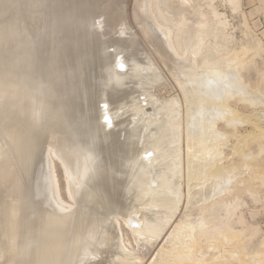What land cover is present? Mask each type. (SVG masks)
I'll return each instance as SVG.
<instances>
[{
    "label": "bare ground",
    "instance_id": "6f19581e",
    "mask_svg": "<svg viewBox=\"0 0 264 264\" xmlns=\"http://www.w3.org/2000/svg\"><path fill=\"white\" fill-rule=\"evenodd\" d=\"M40 1L43 2L0 0L1 15L10 8L15 14L8 29L7 23L4 28V23L1 24L0 29L5 30L0 32L5 31L4 35L8 32L7 37L14 31L17 34L10 44L11 51L6 48L10 51L9 66L3 65L7 55L3 59L4 52L0 55L3 65L0 67V264H136L135 255L122 243L119 218L138 234L150 237L161 232L164 222H168L167 216L175 211L173 206L182 203L181 197L185 196V205L194 204L214 196L221 183H227L213 174L220 169L223 156L215 124L230 114L226 98L242 92L236 65L235 71L232 67L206 69L213 60L206 56L210 54L209 29L203 11L196 12L195 26L191 27L194 32L183 31L186 22H182L178 33L173 34L167 23L156 21L149 0L136 3L142 14L136 13L134 18L155 51L153 55L157 57H153L150 51L146 54L148 48L139 56L137 51L143 45L126 22L120 27L110 24L112 17L107 12L104 24L91 20L95 16L88 0H63L60 5L56 0L52 10L58 8L63 13L54 12L56 17L52 19L51 12V23L37 27L29 20L33 22L29 26L20 24L19 4L31 9ZM228 1L238 4V0ZM98 2L103 7L108 4L107 0ZM168 5L164 7L170 8ZM25 6L22 9L29 12ZM10 11L6 15H11ZM211 12L220 16L215 10ZM218 23L223 27L226 24L223 20ZM3 37L0 36L1 40ZM7 37L5 40L9 41ZM8 41L0 46H7ZM181 55H185L183 62L176 58ZM171 57L180 62L178 66L175 60L178 67L173 68L175 62L171 61V68L166 69L179 84L183 107L179 113L173 110L172 98H158L150 89H144L148 81L158 79L156 61L160 58L165 62ZM197 58L204 60L199 64ZM144 70L147 76L142 73ZM142 89L152 106L147 108L152 109L150 113L142 111L145 108L142 103L145 98H140ZM135 94L138 96L134 99ZM258 97L263 104L264 97L261 94ZM180 130L182 138L177 137ZM180 142L185 148L183 158ZM54 158L60 161L68 201L59 192ZM220 200L209 204L206 210L234 209L235 200L229 203L227 199ZM221 218L216 220L215 214L212 215L211 231H233ZM188 219L190 222L191 218ZM203 226L197 228L199 232L208 227ZM183 231H174V238H167L165 245L182 244L183 235H187Z\"/></svg>",
    "mask_w": 264,
    "mask_h": 264
},
{
    "label": "rangeland",
    "instance_id": "374dc122",
    "mask_svg": "<svg viewBox=\"0 0 264 264\" xmlns=\"http://www.w3.org/2000/svg\"><path fill=\"white\" fill-rule=\"evenodd\" d=\"M58 1H59L58 2L59 5H60V3H62L61 1H63V0H58ZM88 1H89V3L87 5L91 9L90 10L91 13L95 16V17L91 18V20H96V22L101 21L104 24L105 17L108 16L104 12H107L108 14H111L110 16L112 17V18H109V20H111L110 24H116V27L117 26L120 27V25L123 23V21L126 22L128 24L130 32L133 31V33L138 36V37L136 36V38H138L137 40H139L143 45V46H141L143 48V50L141 48V51H137V52H140L139 56L144 55L145 54L144 52H146L145 49H147V48L148 49H147L146 54H148V52L150 51L151 54L150 53L149 54L151 56H153V57L156 56V55H153L155 53V51L153 50L154 51V53H153V51L150 48L151 46H150L148 40H146V38L144 37V35L142 34V32L140 30V27H139L140 22L138 23L137 19L134 18L135 17L134 14L137 13L136 15H138V13H140V11L138 12L136 9V6H137L136 3L141 2L140 0H131V1L130 0H124L125 2H123V0H121V1H119V0H107L108 4L104 5V7L106 6L107 9H105L102 5H99V2H98L99 0H88ZM165 1L166 0H149L150 9H151L156 21L159 23H162V24L167 23L171 27L173 34L178 33V29L181 28L179 25L182 22H184V23L186 22V24L183 28V31H185V29L186 30L190 29V30H193L192 32H194V29H191V27L194 28V26H195V24H193V21L195 20V18L198 17L197 13L203 11V13H205L207 15L206 17H208V18H207V25L206 26L209 29V35L207 37V40H208V44L210 45V48H209L210 54L206 55V56H210V58H211V60H213V62L207 63V64H209V65H207L209 67L206 66V69L209 68L208 70H214V69L217 70L219 68L221 69V68H228V67H229L228 69H230L231 67L233 69L234 65H236L234 67V69L236 71L234 69L233 70L235 72H237V76L239 75V77H240V80H241L240 86L242 87L243 93L238 92V94L237 93H235L233 95L230 94V96H228L226 98L225 104L228 102L226 104V106L229 108V111H230V114H228L229 117H228V115H226V117H225V118H227L226 120H225V118H220V119H218V121L215 124V126L217 127L215 129H218V131L217 130L216 131L220 134V137H221V138L219 137V139H218L219 140L218 144L221 143L220 147H221V145H223L221 147L222 149L221 148L220 149H221V154H223L224 157L222 156V159L220 158L221 160L219 161V163L221 162L220 163L221 167L217 171V173L219 172L218 173L219 175H217V173H213V174L214 175L216 174L215 176H220L223 179V181L227 182V183H224V184L221 183V186L217 190L218 192L214 196L212 195L209 198L203 199L206 202H204L203 200H198V201H196V203L195 202H194V204L192 203L193 205L192 204L185 205V202H183V201H185V196H183L184 199L181 197L180 201L182 203H178L179 206L178 205L173 206V207H175L174 208L175 211H172V213L167 216L168 222H167V220H166V222H164V224H163L164 226L162 227L161 232L151 235L152 237L151 236L149 237V234L148 235L146 234L147 236L145 234L142 235V233L138 234L136 231H134L130 227H128L124 223V221H122L119 218V231H120V234L122 237V243L126 248H128V250L132 254L135 255L134 261L136 264H220V263L221 264H232V263L233 264H264V148H263L264 147V145H263L264 144V103L262 104L258 100L259 97L257 98V96H260V94H261V96L264 97V18H262V16H260V14L254 12V11H248L247 12V10L242 8L241 0H238L237 5L231 4V2H229L228 0H183V1L182 0L181 1L180 0H173V1L167 0L166 2ZM109 2L111 3V6L109 5L110 4ZM179 2H181V3H179ZM55 3H56V0H48V1L43 0V2L40 1V3L39 2L35 3L34 4L35 6H32V4H31V6L33 7V8L30 7L31 9H29L28 6H25L26 4H23V5L19 4L20 8L18 10H21V12L20 11L18 12V13H20V15L18 14L20 16V18H19L20 24H21V22L24 25L27 23L26 26H29V24L31 25V23L34 22V23H36V25L38 24L37 25V27H38L39 25L41 26V25L49 23L48 21H50V17L51 18L53 17L52 19H54L56 17L55 14L57 12H59V11L62 12V10H60V9L57 10L58 8H55L54 11L52 10V9H54L53 6ZM117 3H118V5H117ZM169 3L172 4L171 7H173V9L170 7V5H168ZM66 4H68V3L66 2ZM123 4H124V6H123ZM166 4L170 8H168L166 6L167 9H165L166 7H164V6ZM27 5H29V3ZM120 5L123 7H121ZM23 6L27 7L29 12L32 10L31 11L32 13L30 12L31 13L30 14L25 8L22 9ZM100 6H102V8ZM116 6H117V9H116ZM177 6H178V8H177ZM182 7H184V8H182ZM203 7H205V8H203ZM169 9H171V10L169 11ZM10 10H11V8L9 10L6 9V12H8ZM212 10H215L220 16L216 17L214 14H212V12H211ZM37 11H39V12H37ZM164 11H165V13H164ZM4 12L2 13V15L0 13V15H1L0 16V28H1V24L4 23L3 24V28H4V25L7 23L6 24L7 27L6 26L5 27H6V29H8V27H9L8 25H11L9 23L13 22V21H11V18H12V20H14V17H11V16L15 15V14L12 13L13 12L12 10L10 11L11 15L8 14L9 12L7 13V15H9V16H7L6 12L5 13ZM51 12L53 13L52 16L50 15ZM54 12H55V14H54ZM121 12L124 14L123 18L120 16V15H122ZM132 12H133V14H132ZM28 13H29L30 17L28 16ZM140 14H142V13H140ZM49 15H50V17H49ZM54 15H55V17H54ZM96 15H98L99 17ZM59 17H61V16H59ZM16 18L18 19L17 14L15 16V19ZM41 18H43V20H42L43 23L41 21ZM52 19H51V21H52ZM58 19H61V18H58ZM119 19H121V20H119ZM190 19H191V21H190ZM216 19L218 21L219 20L225 21L226 22L225 26L223 27L222 23L220 25V23H218V21ZM19 20L16 21V23L19 22ZM29 20L33 21V22L30 23ZM116 20H119V21L116 22ZM188 20L190 21V23H188L189 22ZM51 21H50V23H51ZM134 24L136 26H134ZM12 27L10 26V28H12ZM195 28H196L195 31H197V27H195ZM2 30H5V29H2ZM9 30H11V29H9ZM11 31H9V32H11ZM4 33H5V31H4ZM4 33L1 34V32H0V34H1L0 36L1 37L4 36L2 38L3 40H5L7 35H8L7 34L8 32H6V35H4ZM12 33H9V34H11V36H8L9 41H10V43H8V45H10L13 42V37L16 34L15 31ZM141 35H143V36H141ZM211 37L213 39H211ZM0 40H1V38H0ZM3 40H1V43L3 42ZM7 41L5 40V42H7ZM5 42H3L2 44L6 45L7 43H5ZM5 45H4V47H2L3 45L0 46V51H1L0 55L2 56L3 52L5 54L4 56H2V59L7 54L10 55L9 52L11 51V48H12V45H10V47L8 45L7 46H5ZM214 45L216 48L215 49L211 48V46H214ZM6 48L9 49L10 51L7 50ZM5 49L7 50V52L4 51ZM139 50H140V48H139ZM9 55H7L4 59L5 60L4 64H3L4 66L10 65V64L8 65ZM181 56H177V57L175 56V57L178 58V60L180 59L179 60L180 62H183L185 55L182 56L183 59L180 58ZM171 58H172V60H170V58L168 60H165V62H167V63H165L163 59L157 58L158 60L156 61V63L162 64V62H163L164 65L157 64L158 65V69H157V73H158L157 78L158 79L157 80L154 78L153 74H150V72H149V74L151 76H153L154 79H153V81L152 80L148 81L149 83L148 82L147 83L149 85L147 84L146 85L147 88L145 86L144 89L145 90L150 89L152 94L156 95V97H158V98H160V97L172 98V100L175 102L173 110H175V112H177L179 110L177 112V113H179V112H182L181 109L183 108L182 102L179 99L180 98L179 84L174 79V77L169 73V71L166 70V69L171 68V65H170V63L172 64L171 61H173V62H175V60L177 61L176 58L174 60H173L174 57H171ZM218 59L222 63H220V61ZM229 59H230V61H228ZM231 59H232V61H231ZM197 60L199 61V64H200V61H203L204 58H201V60H200V58H197ZM180 62L177 61L178 66H179ZM177 63L176 62L173 63L172 67L173 68L178 67ZM211 64H213V65H211ZM3 65L0 64V67ZM173 65H176V67ZM216 65H217V67H216ZM223 65H224V67H223ZM169 66H170V68H169ZM212 66H214V67L210 68ZM142 73L146 75L147 71L144 70ZM150 75L148 77H150ZM155 81H156L157 85H156ZM153 83H155V84H153ZM142 91L140 93L141 99L145 98V94H146V91H144L143 89H142ZM239 93H241V94H239ZM244 93L250 94V96L248 97V95H246V94H245L246 95L245 96ZM255 94H259V95H255ZM135 96H138V95L135 94L132 97L134 98ZM172 96H174V97H172ZM133 98H131V100H133ZM243 98H245L246 101ZM254 98L257 99V101ZM131 100H129V101L132 102ZM177 100L179 103L177 102ZM249 100H251L252 103H250ZM142 101H143L142 103H144L143 106H145V108H143L142 111L144 112V110H146L145 113H150L152 109L148 110L147 108H151L152 106L148 105V101L146 100V98L143 99ZM126 104H128V101H126ZM231 112L233 113L232 115H231ZM180 114L177 118L180 117ZM230 115L232 118L230 117ZM230 118H231V121H228ZM233 118L236 120V121L234 120V122H236V124H233V120H232ZM221 119H224V120H221ZM177 121H178V119H177ZM227 121L229 123H232V124L228 125L229 123H227ZM180 133H181V130L179 131V134L177 133V137L182 138V133L181 134ZM222 139H223V141H222ZM180 143H181L180 148L182 149V150L180 149L181 158H183L185 155V150H184L185 148L182 145V142H180ZM223 143H225V144H223ZM233 148H236V149H233ZM183 150H184V153L182 152ZM234 150H235V152L237 150V153H235ZM222 151H224V152H222ZM59 162L60 161L57 158H54V160H53L54 175L56 176V179H57L60 194L64 198V201H68V199H66V197L64 195L63 178H62L61 168H60L61 165ZM230 173L233 175H231ZM228 182H229V184H228ZM181 184L184 186L183 181L181 182ZM225 184H227V185H225ZM223 187H224V189H223ZM220 188H221V192L224 191L223 193L220 192ZM219 192L221 195L218 194ZM212 197H214V199ZM217 198L221 199V200L219 199L220 202L221 201L224 202L227 199V201H226L227 203L230 202L229 200H232V199L235 200L234 198H236L235 202H233V206H234L233 208L234 209L233 210L231 209L230 212L229 211L226 212L225 209L219 210L217 208L216 209L214 208L213 212L209 211L212 214L209 213L207 211L210 208L209 206L219 202V200H218L215 203V200ZM183 203H184V205H183ZM189 205H191V206H189ZM230 206H232V203H230ZM204 210H206V213ZM218 211H220L219 212L220 214L219 213L217 214ZM203 213H205V214H203ZM196 214H198V215H196ZM214 214L216 216V220H217V218L220 219L223 216L221 218V220L223 219V220L227 221V223L230 224L231 228L233 227L234 232L233 231H227L224 233L223 230H218V229H214V231L213 230L211 231L212 225H210V222H211V220H213L212 215H214ZM131 217H134V214H132ZM188 217L191 218L190 222H189ZM179 218H181V219H179ZM199 218L205 224V226H203V228L208 226L207 228L203 229L204 231H202V232H199V230H200V227H202V225H204V224L201 223ZM210 218H211V220H210ZM186 219H188V220L186 221ZM208 220H210V221H208ZM183 221H184V223H183ZM196 221H198V222H196ZM195 222H196V224H195ZM185 223H186V225H185ZM191 223L192 224L194 223V225H192ZM198 223L201 225H199ZM206 223H207V225H206ZM166 224H167V226H166ZM211 224H212V222H211ZM179 225H181V227ZM182 225H184V226H182ZM195 225H197V226H195ZM185 226L189 227L190 229H191V227H194V228L196 227L195 229L199 228V230L198 229L195 230L193 228V229H191L192 230V233H191L189 228H188L189 230H185V228H186ZM173 230L175 232H177V231L181 232L183 230L186 231V233L189 237L186 234H184V235L187 237H185L183 235V237H184V238L182 237V239H183L182 244L183 245L180 244L181 246L175 245L173 247H169L168 244H167L168 246L165 245L169 239H172L171 237L174 238V235L176 233ZM184 231L182 233H185ZM195 231L197 232V234ZM164 233H165V235H164ZM168 233H170V234H168ZM172 233L173 234L175 233V234L173 235ZM189 233H191V234H189ZM198 233H203V235H201V234L199 235ZM163 236H164V238H163ZM167 238H168V240H167ZM186 239H187V241H186ZM184 241H186V242H184ZM166 246L169 248H167ZM167 252L168 253L171 252V254L170 253L168 254ZM232 258H234V259L236 258V260H233ZM229 259H231V261ZM216 260L217 261L220 260L219 261L220 263L217 262ZM224 260L226 261V263L224 262ZM238 260H240V261H238ZM222 261H223V263H222Z\"/></svg>",
    "mask_w": 264,
    "mask_h": 264
},
{
    "label": "crops",
    "instance_id": "0c3cea01",
    "mask_svg": "<svg viewBox=\"0 0 264 264\" xmlns=\"http://www.w3.org/2000/svg\"><path fill=\"white\" fill-rule=\"evenodd\" d=\"M241 6L247 12L254 11L264 18V0H241Z\"/></svg>",
    "mask_w": 264,
    "mask_h": 264
}]
</instances>
